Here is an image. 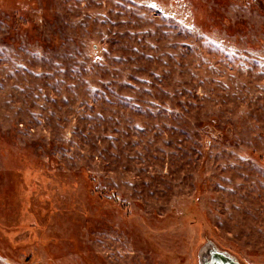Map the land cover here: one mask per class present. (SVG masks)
Instances as JSON below:
<instances>
[{
	"label": "rangeland",
	"instance_id": "rangeland-1",
	"mask_svg": "<svg viewBox=\"0 0 264 264\" xmlns=\"http://www.w3.org/2000/svg\"><path fill=\"white\" fill-rule=\"evenodd\" d=\"M264 264V0H0V264Z\"/></svg>",
	"mask_w": 264,
	"mask_h": 264
},
{
	"label": "water",
	"instance_id": "water-1",
	"mask_svg": "<svg viewBox=\"0 0 264 264\" xmlns=\"http://www.w3.org/2000/svg\"><path fill=\"white\" fill-rule=\"evenodd\" d=\"M197 256L199 264H239L234 257L210 243L205 245Z\"/></svg>",
	"mask_w": 264,
	"mask_h": 264
}]
</instances>
